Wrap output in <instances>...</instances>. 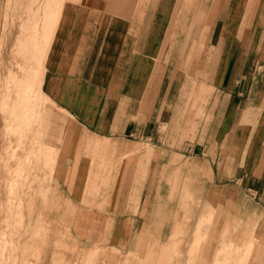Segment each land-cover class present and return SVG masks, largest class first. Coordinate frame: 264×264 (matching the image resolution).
I'll use <instances>...</instances> for the list:
<instances>
[{
  "label": "crops",
  "instance_id": "crops-1",
  "mask_svg": "<svg viewBox=\"0 0 264 264\" xmlns=\"http://www.w3.org/2000/svg\"><path fill=\"white\" fill-rule=\"evenodd\" d=\"M61 1L45 60L18 42L35 65L5 97L20 169L42 146L51 216L127 251L210 212L228 224L210 264H264L235 230L264 237V0Z\"/></svg>",
  "mask_w": 264,
  "mask_h": 264
},
{
  "label": "rangeland",
  "instance_id": "rangeland-1",
  "mask_svg": "<svg viewBox=\"0 0 264 264\" xmlns=\"http://www.w3.org/2000/svg\"><path fill=\"white\" fill-rule=\"evenodd\" d=\"M63 4L61 0H0V264H188L191 249L210 264L228 226L222 219L218 227L213 226L210 212L198 221L188 217L185 220L191 224L179 226L180 231L166 241L145 242L127 251L88 247L81 245L69 230L67 210L52 217L47 209V191L42 183L48 162L40 161L36 154L42 146L29 145L26 169L18 166L15 136L5 124V107L10 101L5 97L13 84L12 73L21 76L35 65L26 58L33 57L32 45L18 42L42 43V50L37 52L45 60ZM235 227L236 234L253 239V252L264 250V237L259 235L261 227L256 223L237 217ZM196 237L198 246L192 248ZM172 238L174 243L170 242Z\"/></svg>",
  "mask_w": 264,
  "mask_h": 264
},
{
  "label": "bare ground",
  "instance_id": "bare-ground-1",
  "mask_svg": "<svg viewBox=\"0 0 264 264\" xmlns=\"http://www.w3.org/2000/svg\"><path fill=\"white\" fill-rule=\"evenodd\" d=\"M19 91V90H18ZM17 109V108H16ZM16 114V113H15ZM45 130V129H44ZM31 157H33V156H31ZM32 159V158H31ZM32 167V166H31ZM34 169V168H33ZM35 172V171H34ZM38 172V171H37ZM33 173V172H32ZM31 174V173H30ZM29 175V174H28ZM42 194V193H41ZM178 227H176V229H177ZM35 231H36V229H35ZM180 231V230H179ZM178 232V231H177ZM176 232V233H177ZM181 233V232H180ZM173 234H174V232H173ZM176 242V241H175ZM174 243V242H173ZM172 244V243H171Z\"/></svg>",
  "mask_w": 264,
  "mask_h": 264
}]
</instances>
